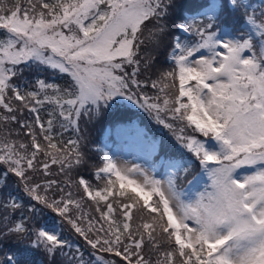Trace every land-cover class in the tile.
<instances>
[{
    "label": "snow or ice",
    "instance_id": "obj_1",
    "mask_svg": "<svg viewBox=\"0 0 264 264\" xmlns=\"http://www.w3.org/2000/svg\"><path fill=\"white\" fill-rule=\"evenodd\" d=\"M259 4L0 0V264H264ZM110 119L143 163L88 148Z\"/></svg>",
    "mask_w": 264,
    "mask_h": 264
},
{
    "label": "trees",
    "instance_id": "obj_2",
    "mask_svg": "<svg viewBox=\"0 0 264 264\" xmlns=\"http://www.w3.org/2000/svg\"><path fill=\"white\" fill-rule=\"evenodd\" d=\"M183 2L188 6V7H192L195 8L196 5H203L207 2V0H183ZM253 2L256 4V7L259 8L260 4H259V0H253ZM198 10V9H196ZM164 61V56L157 54V67H164L167 68L169 67V65H165L163 63ZM44 78H48V76L50 74L48 73H43L42 74ZM29 79H31V77H28ZM153 79H155V77H152ZM57 83H60L62 81L57 80ZM173 91H175V89H173ZM150 94L155 95V91L152 90L150 91ZM132 113H134L133 115V119H135V121L139 124L140 127L145 128L146 130H148L150 132L151 135L156 136L157 138L163 137L164 140L167 142L170 140L171 137V133L168 132L167 129L163 128L162 126H159L155 123V121L152 119V117H150L147 113L142 112L141 110H137V109H132ZM42 117L44 116V113H41ZM111 120V119H110ZM101 123V122H100ZM100 123H96L94 126H84L88 128V136H89V141L90 143L88 144V148L91 149L92 145L91 143L97 142L98 140V134H97V126ZM114 127V126H113ZM72 134H65V139L70 138ZM113 151L114 153L123 155L125 157H133L137 160H142L141 157L145 155L144 150L142 149V147L131 137V135H126V134H117L115 131V144L113 145ZM90 155H95L98 157V153H89ZM155 158V156L153 157ZM144 162V161H143ZM98 163V159H94L92 161H90V164H96ZM194 168V167H193ZM192 168V169H193ZM51 171L53 172V175L51 177H49L50 179H63L62 176H57V167L55 165L52 166ZM192 171V170H191ZM190 171V172H191ZM189 172V174H190ZM93 168L89 167L87 169L82 170V174L85 175V179L89 180L94 186L98 183L97 180H95L93 178ZM188 174V175H189ZM75 175V174H74ZM184 180V179H183ZM179 181L180 183L183 181ZM102 183V182H100ZM65 191H71L74 197H78V195L80 194V192L75 188H65ZM54 194V193H49ZM87 199V198H86ZM87 203H91V201H87ZM48 220L51 221V217H48ZM57 222L59 223L60 218L57 216L56 217ZM62 232H63V236L65 239H69V240H73L76 243L81 244L82 247H84V242L82 241L81 238H79L74 232H72L69 227L67 226V224H63L62 225ZM8 246H14L13 243L11 241L8 242ZM8 248H5V251H7ZM87 254V253H86ZM0 255H2V253H0ZM106 258H112V259H119L116 258L114 256H109Z\"/></svg>",
    "mask_w": 264,
    "mask_h": 264
},
{
    "label": "rangeland",
    "instance_id": "obj_3",
    "mask_svg": "<svg viewBox=\"0 0 264 264\" xmlns=\"http://www.w3.org/2000/svg\"><path fill=\"white\" fill-rule=\"evenodd\" d=\"M119 158H121V157H119ZM122 160H131V161H135V162H137L136 160H134V159H124V158H121ZM137 163H143V162H137ZM166 172V171H165ZM165 172H163V173H161V172H159L158 173V177H162V175L165 173Z\"/></svg>",
    "mask_w": 264,
    "mask_h": 264
}]
</instances>
